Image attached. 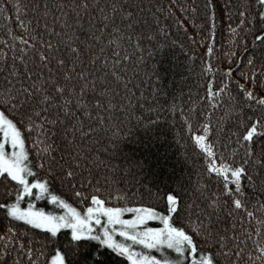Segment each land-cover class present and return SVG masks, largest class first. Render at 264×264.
<instances>
[{"label":"snow or ice","instance_id":"1","mask_svg":"<svg viewBox=\"0 0 264 264\" xmlns=\"http://www.w3.org/2000/svg\"><path fill=\"white\" fill-rule=\"evenodd\" d=\"M161 17L209 57L208 114L181 109L205 160L195 182L117 163L131 134L117 113L130 117L133 89L156 76L148 57L164 45L144 56L141 40L167 35ZM129 47L142 53L132 72ZM0 213V264H264V0H0Z\"/></svg>","mask_w":264,"mask_h":264},{"label":"trees","instance_id":"2","mask_svg":"<svg viewBox=\"0 0 264 264\" xmlns=\"http://www.w3.org/2000/svg\"><path fill=\"white\" fill-rule=\"evenodd\" d=\"M167 2L168 0H163V3L167 4ZM196 2L202 3V0H196ZM176 15L181 16L178 9ZM184 22L188 33L196 31L190 20L185 19ZM237 22L234 20L233 26ZM161 23L171 26L170 29L169 27L164 29L167 35H160L157 30L156 41L141 40L144 56H147L149 46L156 49L158 43L164 45L162 49L155 50L154 54L148 57L149 66H155L156 76L139 89H133L136 103L130 117L117 113L119 120L129 121L128 128L131 129V134L126 136L120 144L117 163L123 165L125 159L131 163L143 162L146 171H152L156 174L154 177L150 176L149 179L157 180L161 184L170 183V177H173V174L175 176L183 174L185 177L191 174L192 180L195 182L197 173L203 169L205 160L199 150L194 147L189 129L182 119L181 109L190 110L192 105H195L197 113L208 114V103L201 98L205 97L206 81L210 78L208 73L202 71L209 61V57L205 53L206 45L199 43V40L193 43L186 39L183 34L184 30H178L170 20L161 17ZM227 24L228 22L224 21L217 30L216 44L219 48L214 51V56L211 59L213 70L220 69V71L215 72L217 85L220 82L222 70L229 66L228 60L224 58L229 50L226 45L229 39ZM233 50L235 51L236 48ZM128 55L130 59L127 61V66L129 72H132L136 68V58L141 57L142 53L129 47ZM232 66L235 67V65ZM140 67L143 68V64ZM143 78V76L131 77L132 84H129V88H132L133 84H138L139 80ZM236 79H239V72L233 75V80ZM153 88L156 89L155 92H153ZM173 104H175L174 111L172 110ZM150 107L157 109V112L155 114L150 113L148 111ZM156 115H160L161 119L156 120ZM218 115H222V112L214 113L213 119ZM137 116L155 121L150 131L146 132L137 125L135 119ZM143 122L142 120L141 123ZM116 130L113 128L110 132ZM198 130H200V125L193 121L192 131ZM110 132H101L100 135L107 138ZM121 171H123V167ZM212 184L213 187H216L215 181ZM245 185L249 195H255L256 199L260 198L259 192L253 194L252 190L247 188L246 181ZM54 187L57 192L61 191L59 184ZM37 206L50 207L46 200L39 201ZM0 217H2V213H0ZM7 223L6 220L3 221V224L0 225V231L5 230L4 226ZM153 226L158 225L153 222Z\"/></svg>","mask_w":264,"mask_h":264}]
</instances>
